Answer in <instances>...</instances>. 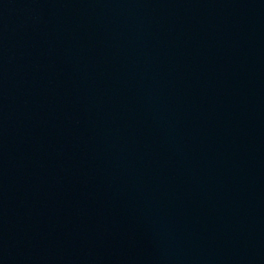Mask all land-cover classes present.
Here are the masks:
<instances>
[{
  "label": "water",
  "instance_id": "1",
  "mask_svg": "<svg viewBox=\"0 0 264 264\" xmlns=\"http://www.w3.org/2000/svg\"><path fill=\"white\" fill-rule=\"evenodd\" d=\"M0 264H264V0H0Z\"/></svg>",
  "mask_w": 264,
  "mask_h": 264
}]
</instances>
